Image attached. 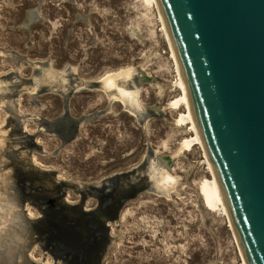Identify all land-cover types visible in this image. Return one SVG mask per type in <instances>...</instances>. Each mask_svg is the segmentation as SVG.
Masks as SVG:
<instances>
[{
  "label": "rangeland",
  "instance_id": "rangeland-1",
  "mask_svg": "<svg viewBox=\"0 0 264 264\" xmlns=\"http://www.w3.org/2000/svg\"><path fill=\"white\" fill-rule=\"evenodd\" d=\"M129 67L125 94L76 88ZM176 67L156 0H0V264L16 248L33 264H87L49 245L102 234L109 243L96 264H245ZM48 68L59 76L49 80ZM142 72L154 80L139 82ZM92 115L73 139L54 129ZM151 162L177 178L172 189L144 187ZM118 177L142 184L120 183L135 194L102 229L90 214L103 197L93 185L114 194Z\"/></svg>",
  "mask_w": 264,
  "mask_h": 264
},
{
  "label": "water",
  "instance_id": "water-1",
  "mask_svg": "<svg viewBox=\"0 0 264 264\" xmlns=\"http://www.w3.org/2000/svg\"><path fill=\"white\" fill-rule=\"evenodd\" d=\"M156 2L243 260L264 264V0ZM152 80L142 72L138 81ZM93 117L75 120L68 140ZM165 159L170 165L172 157ZM115 202L90 212L100 215L102 229L118 219L122 205ZM94 239L81 241L82 263L96 264L105 254L108 237ZM58 242L49 249L62 258L56 245H71ZM28 251L16 248L10 263L17 264L20 253L33 264Z\"/></svg>",
  "mask_w": 264,
  "mask_h": 264
},
{
  "label": "bare ground",
  "instance_id": "bare-ground-1",
  "mask_svg": "<svg viewBox=\"0 0 264 264\" xmlns=\"http://www.w3.org/2000/svg\"><path fill=\"white\" fill-rule=\"evenodd\" d=\"M157 3V2H156ZM160 14V12H159ZM160 18L163 22V28L165 30V33H166V36H167V39H168V42H170L169 40V35L167 33V30H166V27L164 25V21L162 19V16L160 14ZM170 44V43H169ZM171 46V45H170ZM171 50H172V47H171ZM172 56L173 58L175 59V55L173 53V50H172ZM176 62V61H175ZM177 64V63H176ZM177 68V71H178V74H179V86L181 87V89L183 90V100L185 101V103L187 104V108H188V115H187V118L191 120V123H192V128L194 129L195 133H196V136L195 138L193 139V141H197L199 143L202 144L204 150H205V147L203 145V142L201 140V137H200V134H199V130L197 128V125H196V122H195V119H194V116H193V113L191 111V107L189 105V102H188V99H187V94H186V91H185V88H184V85L182 83V80H181V77H180V73H179V69H178V66L176 67ZM52 69V68H51ZM48 73V79L49 80H54L55 77H58L59 74L57 72H52L49 68L47 70ZM134 74V69L129 67V68H124V69H121L117 72H115L114 74H110L109 76L107 75V77L103 78V79H100V80H93V81H80L79 82V87H76V88H90L92 86H97L98 88H101L103 89L106 93H108L109 95H111V91L113 89H106V87H110V86H118V89L119 91L121 92V94H125L124 90H123V87H128L132 84V76ZM59 82V81H58ZM84 86H87V87H84ZM101 86V87H100ZM133 87V86H132ZM137 87V86H136ZM138 88V87H137ZM135 90V89H134ZM132 91V90H131ZM117 93V92H116ZM133 93V92H132ZM137 90L134 92L135 95L133 96H137ZM118 95V94H117ZM126 96V95H124ZM115 97V95H114ZM120 97V96H119ZM128 97V96H127ZM134 97V98H135ZM122 98V97H121ZM113 99V98H112ZM127 100H129L128 102V107L135 113L139 112L140 109H141V106L139 105L138 101L136 99H133L132 97L131 98H125ZM138 99V98H137ZM126 100V101H127ZM205 156H206V160H207V163L209 165V168H211V171L213 172L214 174V177L216 179V182H217V178L215 176V173L213 171V168H212V165H211V162L208 158V155L205 151ZM149 168H152L151 172L148 171L147 172V175L150 173H153V176L150 178V176L146 175V183H144V187L145 188H148V189H152V190H157L159 192H163L165 190H170L173 188L175 182H177V178L176 177H173L171 176V174H169L168 171H166L165 167L164 166H155L154 163L151 162V165ZM140 172V171H139ZM142 174V173H141ZM138 175V173H137ZM8 176V175H7ZM137 177V176H136ZM134 177V178H136ZM138 178V177H137ZM143 178V176H142ZM141 178V180H142ZM148 178V179H147ZM9 179V178H7ZM127 178H123L121 177V186H125L126 189H129V188H132V187H136L138 186V184H140L139 182H136L137 180H132V181H127L126 180ZM133 179V178H131ZM133 184V186H129ZM142 184V183H141ZM217 187H218V191L220 193V196L222 197L221 195V192H220V189H219V186H218V182H217ZM223 200V199H222ZM224 202V201H223ZM7 203V202H6ZM2 229V228H1ZM4 233V231H3ZM245 263V261H244Z\"/></svg>",
  "mask_w": 264,
  "mask_h": 264
},
{
  "label": "flooded vegetation",
  "instance_id": "flooded-vegetation-1",
  "mask_svg": "<svg viewBox=\"0 0 264 264\" xmlns=\"http://www.w3.org/2000/svg\"><path fill=\"white\" fill-rule=\"evenodd\" d=\"M77 87V86H76ZM55 131L57 132L58 135H61L63 137V139L68 140V138L70 137V133L73 131L74 128L71 129L70 128H66L62 125L61 120L57 121V124L55 125ZM120 183H121V177H118V181L115 182L113 191H115L114 194L108 193L106 192L107 190H105L104 188H101V191H99L103 197H101L99 195V199H100V207H104L105 205H110L115 202L114 199H118L117 202H115V204L120 203L122 205V203L124 202L123 197L126 195H130L131 192L128 193V190L126 191H121L120 189ZM105 187V186H104ZM118 188V190H116ZM109 191V190H108ZM130 191V189H129ZM123 192V193H122ZM71 248L76 249L78 252H81L82 254H84L85 252V248H82L81 244L79 245H72Z\"/></svg>",
  "mask_w": 264,
  "mask_h": 264
}]
</instances>
